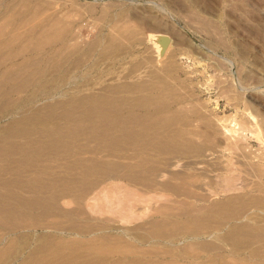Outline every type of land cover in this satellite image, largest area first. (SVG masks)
I'll return each instance as SVG.
<instances>
[{"label": "bare ground", "instance_id": "1", "mask_svg": "<svg viewBox=\"0 0 264 264\" xmlns=\"http://www.w3.org/2000/svg\"><path fill=\"white\" fill-rule=\"evenodd\" d=\"M40 6L39 1L10 0L0 15V118L10 119L0 125V264L264 261V226L256 224L251 216L253 207L243 194L230 193L209 210L186 207L184 197L194 203L214 194L193 193L192 188H199L198 176L186 173L183 168L188 164L167 160L164 167L157 168L145 151L152 146L170 155L173 149L183 148L208 162L215 137L228 142L234 137L233 131L220 120L213 128L215 136L174 130L170 121L177 109L172 111L167 103H155L163 95L146 92L135 96L132 92L141 87L139 84L105 86L98 93L81 87L86 92L78 91L74 96L70 95L71 86H67L64 93L65 75L56 73L57 79L46 81L47 69L40 67L45 58L27 55L49 49L47 67L58 71L59 53L80 50L85 44L81 46V33L77 37L74 31L81 24H61V16L53 13L44 18ZM118 21L111 24L106 38L86 45L87 49L98 48L99 60L113 54L116 58L124 47L142 45L148 39L149 35L142 36L143 32L134 30L128 21ZM152 60L154 66L164 64L160 50L155 51ZM71 63L77 65L76 61ZM33 85L27 102L42 99L51 89L63 87V93L30 108L11 100V93ZM158 89L166 93L163 86ZM153 104L167 115L134 111L148 110ZM195 137L201 140L192 139ZM166 176L182 183L164 182ZM119 179L143 181L147 190L161 189L166 197H145L144 206L136 212L138 200L121 193ZM222 188L226 192L238 189L232 184ZM62 200L66 205L73 204V208H64ZM158 201L162 204L154 206ZM171 201L181 207L172 208L168 203ZM95 218L98 222H93ZM115 229L119 233L110 234Z\"/></svg>", "mask_w": 264, "mask_h": 264}, {"label": "rangeland", "instance_id": "2", "mask_svg": "<svg viewBox=\"0 0 264 264\" xmlns=\"http://www.w3.org/2000/svg\"><path fill=\"white\" fill-rule=\"evenodd\" d=\"M28 1L41 3L44 18L53 13L61 16V24H81V27L74 26L77 28L74 30L72 26V29L77 37L81 33L78 37L82 40H78L81 46L85 43L77 52L59 53L61 67L58 71L47 67V57L51 55L49 49L40 53H28L27 56L45 58L42 62L44 65L41 63L40 67L47 69L46 81H53L52 78L59 76L58 74L65 75L64 88L60 87L57 89L59 91L51 89L48 95L41 97L42 102L53 95L59 97L63 91L65 93L67 86H71L68 87L70 95L74 96L78 91L98 93L105 86L112 88L118 84H139L141 87L132 92L135 96L146 92L149 95H163L155 103H167L172 111L177 109L175 117L170 115L171 119L174 118L170 121L174 130L215 136L213 128L218 120L222 121L233 131L234 137L228 142L215 137L214 151L208 162H202L195 152L186 153L183 148L173 149L170 155L163 154L152 146H148L145 151L156 162L157 168L164 167L167 160L176 161L180 165L188 164V167L183 168L186 173L198 176L199 188H192L193 193L205 196L214 194L206 201L194 203L192 199L184 197L188 202L185 203L186 207L194 210L204 207L209 210L214 203L223 202L228 194L240 193L252 205L251 216L256 219V224L264 226V0ZM8 2L10 0H0V15ZM115 19L116 22L128 21L134 30L143 32L142 36L149 35L148 39L142 45L136 43L128 48L124 47L116 53V58H113V54L108 59L99 60L98 48L87 49L86 45L106 38ZM123 35L127 37L128 32ZM164 38L167 39L165 46ZM157 50H160L164 58L162 66L152 65V57ZM19 60L22 59L16 62ZM72 61L77 62L75 67ZM158 86H163L166 93L160 92ZM33 87L35 86L28 88V91L11 93V100L22 103L21 107L26 106L24 108L42 103L40 100L27 102L26 97ZM75 88L78 89L74 90ZM129 110L130 107H127L126 111ZM134 111L138 114L150 112L157 113V116L167 115L155 104L148 110ZM15 112L14 110L10 118ZM5 119L0 118V125L10 120ZM191 137L190 134L189 138ZM192 139L201 140L198 137ZM164 182L182 183L168 176ZM117 183L121 193L132 195L138 200L136 212L141 211L145 197L161 198L164 194L163 197H166V192L161 189L147 190L140 180L119 179ZM226 184H232L238 189L236 192H226L222 188ZM108 191L110 196L114 195L112 189ZM170 197L173 196L170 194ZM64 201H61L64 208H73V204L66 205ZM168 203L172 208L181 207L178 202ZM161 204L162 201H158L154 206ZM93 222L98 220L95 218ZM117 231L111 230L110 234L119 233ZM135 245L139 246L137 243ZM263 247L264 240L261 244V248ZM190 261L186 260L187 263ZM248 263L264 264V261L254 259Z\"/></svg>", "mask_w": 264, "mask_h": 264}, {"label": "water", "instance_id": "3", "mask_svg": "<svg viewBox=\"0 0 264 264\" xmlns=\"http://www.w3.org/2000/svg\"><path fill=\"white\" fill-rule=\"evenodd\" d=\"M164 42H163V45L165 46L166 45V43H167V39H165L164 38V40H163Z\"/></svg>", "mask_w": 264, "mask_h": 264}, {"label": "crops", "instance_id": "4", "mask_svg": "<svg viewBox=\"0 0 264 264\" xmlns=\"http://www.w3.org/2000/svg\"><path fill=\"white\" fill-rule=\"evenodd\" d=\"M18 59H16L15 61H17Z\"/></svg>", "mask_w": 264, "mask_h": 264}]
</instances>
